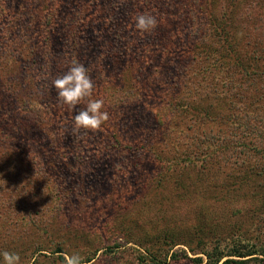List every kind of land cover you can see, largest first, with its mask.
Returning <instances> with one entry per match:
<instances>
[{"label":"rangeland","instance_id":"obj_1","mask_svg":"<svg viewBox=\"0 0 264 264\" xmlns=\"http://www.w3.org/2000/svg\"><path fill=\"white\" fill-rule=\"evenodd\" d=\"M45 1L0 0V264L5 251L19 264H206L207 249L239 259L235 239L264 250V74L206 72L207 51L264 56V0H214V29L179 13L123 71L90 75L110 115L96 131L74 130L89 98L64 104L42 79L89 53L56 27L35 32Z\"/></svg>","mask_w":264,"mask_h":264},{"label":"trees","instance_id":"obj_2","mask_svg":"<svg viewBox=\"0 0 264 264\" xmlns=\"http://www.w3.org/2000/svg\"><path fill=\"white\" fill-rule=\"evenodd\" d=\"M10 3L12 4V1ZM213 3L214 0H46L43 9H41L42 21L39 20L40 22H37V26L34 30L36 33L41 32L42 35V33L47 34L49 30L56 27L59 29V32L62 31L64 33H69L70 37L73 36L74 44H77L76 39L78 41L80 40L85 46V50L89 52L86 63L82 60L81 64L88 69L89 75L96 78L99 77L96 73L97 71L106 74L108 69L113 70V67L123 71V69L128 66L130 59H134L135 57L139 59L142 50L149 52L151 48H154L153 44L156 43L151 41L153 35L156 34L154 31L146 33L144 39L143 37L142 39L135 38L137 35L141 34L135 27V17L137 15L142 13H152L155 15L158 20V26L155 28L157 31H160L166 23H171L173 18H176L179 13H183V15L186 13L194 14L193 16H204L197 17V19H199L200 28L204 29L208 27L209 29H214V27L217 28V26L212 11ZM25 4L27 9L32 7V5L27 2H25ZM179 8L181 11L178 10ZM183 23L186 29L187 26H189L186 15ZM36 29L38 30L36 31ZM219 34L221 35L222 32ZM187 38L188 37H186V39ZM181 41L184 43L183 39H181ZM222 41H224V39ZM67 42L68 38L63 41L61 40V49ZM155 48L156 51H158L159 45L157 44ZM195 48L196 47H194V49ZM202 52L203 51H200V53ZM156 54L158 55V53ZM206 54H210L209 59L212 65L210 63L208 71L205 70L207 73L211 72L210 74H214L216 77V71H221L225 76H229L233 66L243 71V77H256L264 74L261 65L256 62L264 60V56L262 58L260 56L251 57L250 61H244L249 62L244 65L241 64L240 53L234 51L232 46L225 47V51L213 50L211 52L207 51ZM213 61L214 64L216 63V66H213ZM51 63L54 65L52 59ZM232 63L233 65H231ZM56 66L57 69L54 70L53 76H48L43 73L42 77L44 83L50 86L53 92H57V90L53 86L52 81L64 75L71 67L66 65L60 69L58 63ZM174 66L175 65H172V68ZM225 68L226 70H224ZM42 69L43 68L40 66L37 67V70L41 73ZM187 69L188 67H185V70ZM211 69L215 71L212 72ZM202 70L204 69L197 68L190 73L188 78L183 75V70L180 71L182 72L180 78H182L184 86L188 87V82H190V85L194 83L196 75ZM227 70L231 71L228 72ZM122 71L117 73L116 79L121 80ZM188 71L189 70H187V73ZM185 73L186 71L184 74ZM231 74L236 76L234 72ZM189 79H191V81ZM153 143H155V141H153ZM241 243V240L236 241L235 239L231 245L236 251L230 255L240 257L239 259H223L225 255H223L221 251L219 253L220 255L218 254L213 258L210 250L207 249L205 253H203L208 259L206 264H247L251 261L264 263V259L252 256L256 254H262L264 256L263 246L257 248L255 246L242 245ZM242 248H244L243 251ZM184 256L188 257L187 254ZM247 256L251 257L242 259ZM192 260L197 264H201L203 259L198 256Z\"/></svg>","mask_w":264,"mask_h":264},{"label":"clouds","instance_id":"obj_3","mask_svg":"<svg viewBox=\"0 0 264 264\" xmlns=\"http://www.w3.org/2000/svg\"><path fill=\"white\" fill-rule=\"evenodd\" d=\"M158 26V20L152 13H142L135 17V27L141 33H150ZM58 92L59 99L67 105L75 106L87 100L86 107L74 116V130L80 129L96 131L110 119L109 113L104 110L102 98L91 99L94 92V83L88 69L76 61L62 76L52 81ZM5 264H19L20 256L14 252H3ZM82 257L78 254L64 255L65 264H81Z\"/></svg>","mask_w":264,"mask_h":264}]
</instances>
